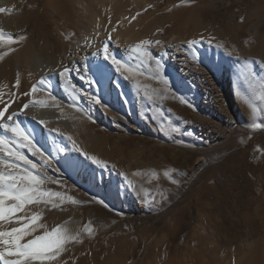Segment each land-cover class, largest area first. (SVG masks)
<instances>
[{
    "label": "rangeland",
    "instance_id": "obj_1",
    "mask_svg": "<svg viewBox=\"0 0 264 264\" xmlns=\"http://www.w3.org/2000/svg\"><path fill=\"white\" fill-rule=\"evenodd\" d=\"M51 1L27 3H35L44 15ZM60 1H66L71 22L86 25L87 0H53ZM135 1L139 4L125 0L129 4L124 6L134 26L120 16V0L96 3L107 5L103 11L113 30L101 41L113 47L119 71L107 66L101 78L72 70L67 73L71 79L55 84L56 92L49 85L48 93L27 94L45 108H82L83 117L67 134L63 158L78 154L85 163L73 168L60 157L43 165L23 147L44 175L41 190L58 195L45 196L48 204L25 205L13 223L1 221L0 230L33 214L48 231L71 223L76 239L53 264H113L116 259L119 264H264V0ZM78 12L82 20L74 18ZM38 21L23 38L9 37L4 52L14 58L33 37L61 40L62 25L41 28ZM127 27L144 36L139 47L149 48L150 55L138 45L131 46L137 50L133 56L125 54L119 43L129 39L121 37L131 32ZM69 36L68 68H84L74 62ZM191 41L196 42L192 49ZM175 47L182 52L174 57ZM88 77L99 84H90ZM15 87L13 97L20 82ZM93 97L101 104L93 103ZM14 203L6 201L5 207Z\"/></svg>",
    "mask_w": 264,
    "mask_h": 264
},
{
    "label": "bare ground",
    "instance_id": "obj_2",
    "mask_svg": "<svg viewBox=\"0 0 264 264\" xmlns=\"http://www.w3.org/2000/svg\"><path fill=\"white\" fill-rule=\"evenodd\" d=\"M87 1L86 2L88 3L90 8L87 12L83 11L86 13V15H83V16L87 18V23L86 25H80L79 23L71 22V17H73V15H70V12H68V7H67V4L65 3L66 1H63V2L60 1L61 3L60 2L57 3V2H53L52 0L49 6L50 8L46 10V13L44 15H41L40 13L36 11L35 3L34 5L32 4L33 1L32 3L28 4L27 0H0V9L6 10L3 12H0V110H2L5 106L8 107L9 112H12L13 110H15L16 115L14 116V119H15L16 125H19V127L22 130H24V132L27 135H29L30 138L33 139V142L37 144V147L41 148L45 156H50L51 160L53 161L57 160L60 157L63 158V156L65 155V152L68 146L67 145V134L75 130L77 121L83 117L82 114L84 111L80 107H75V106L68 107L67 104H61V103H60L61 105H52V107L50 108H47V107L45 108L41 106L42 104L40 105L37 102H32L30 98L27 95H25V93L28 94L32 92L33 87L36 88V91L32 92L34 95H36L37 93H43V92L48 93V90L50 88L49 85L54 88V91L52 90V92H56L57 90L55 89L56 87L55 84L65 83V79L60 76V72H62L65 68H68L67 58H68V53L70 49L66 45V39L68 38L69 34L71 36L69 37L72 40L71 46L73 47L72 57H74V62L77 65L79 66L83 65L85 69H90V71L88 72L91 75L98 73L96 75H99L101 78H102V75L104 74V71L105 70L107 71L106 69L107 66L108 67L113 66V64L111 65L109 61H104L102 57L103 54H101L102 56L100 57L99 56L100 54L98 52V51L103 52V49L105 47L103 46L104 44L101 41V38L105 34H108V32L111 31V29L113 28L112 25L110 24L112 22H110L107 19L103 11L105 7H107V5L105 3L106 6L104 5V7H102L101 5L97 6L96 3L99 0H87ZM143 1L141 2L142 5L147 7V3ZM81 2L80 1L78 2L79 6L80 4L82 5ZM120 2H121V5H120L121 15L120 16L127 18L128 24H129L130 18L129 16L126 17L129 14L127 13L126 8H124V6H127L129 3H126L125 0H120ZM84 4L86 5V3ZM133 4L138 5L139 3L134 0ZM139 7L141 8V6ZM26 11H30L27 15L25 14L26 16L25 15L17 16V15L25 13ZM42 16L46 17L47 20L45 22H41ZM74 16H75L74 17L75 19L82 20L81 19L82 16L79 12L77 14L75 13ZM34 21H38V23L40 22L41 28L42 27L44 28L45 26H48L49 24L54 25V26L62 25V28H61L62 32L60 33L61 40L59 41L55 40L56 42L50 43L49 41L45 40V38L40 39L39 37L38 38L33 37L31 42H29L28 47L25 48L26 47L25 46L24 47L25 49L23 48V50H20V53H18V55L16 54L17 56H13L14 58H12L11 55L10 56L9 54L7 55L6 54L7 52L6 53L4 52L5 44L3 43L6 42V40L9 37L14 38L15 36L17 38L18 37L23 38V35L25 34L24 32L27 30V28L32 23H34ZM37 25L38 24H36V26ZM128 26H134V25L131 24ZM128 28H132V27H127V29ZM76 30L84 31L83 32L84 35H81L80 33L79 35L78 33H76ZM130 30L131 32L128 31V33L126 32L125 34L120 33L122 38L123 37L129 38L128 40L124 38L126 42H124L123 40L122 42L119 43L123 51L127 50L125 54H127V56L134 55L131 49V46L133 45H138L137 49L138 48L139 50L144 49V50H147L148 52L149 48H146L143 46L139 47L140 45L139 43H141V41L144 39V36L141 33L135 31L133 28ZM35 32L37 31L35 30L34 34ZM66 33L67 34L69 33V34L66 35ZM25 36H28V35H25ZM108 36H110V34H108ZM28 37H30V35ZM121 37L120 39L118 38L119 41L122 40ZM28 39L26 42H28ZM19 41H22V39ZM124 43L126 44V47H123ZM17 46L19 45L17 44ZM108 49H109V52H111V49H113V47L111 49L108 47ZM133 49H135V47ZM173 51H174L173 52L174 57L178 55L179 51L182 52V50L178 47H175ZM182 54L183 53H181V55ZM68 78L70 77L67 75V79ZM39 79H43L45 83L41 84L40 82L42 80L39 81ZM17 80H19L20 82V88H19L18 95L16 97H13V93H11L13 91L11 90L14 89L15 85L17 84ZM210 89L211 88H209V90ZM59 97L60 96H58L57 98ZM13 98L15 99V102L12 104V100H14ZM47 101H50V100L47 99ZM25 103L29 105L27 109L23 108V104ZM65 112L66 113L71 112L73 114V117L71 116H70L71 118L65 117L64 116ZM5 115H7V113H5ZM41 121H43V123H41ZM0 137H3L6 142H10V145L6 143L4 148L0 149V161L12 162L18 165L17 169H8L4 167L3 163H0V173L6 174L11 171L19 175L23 173L21 171L27 170L31 172L32 174L41 175L44 178V175L37 172L36 169H31L30 165H24L23 163H19V161H16L13 157H9L6 154L7 147H11L13 149L14 148L17 149L20 154L24 155L27 158L28 154L23 149V146H21L18 137H15L11 133L6 132L3 128H0ZM60 148H63L65 151L63 152L59 151ZM34 157L37 158V160H39L40 163L44 165V162L40 155L37 154ZM63 159H65L66 162L73 168H76V167L82 168L85 163L83 159L79 157L78 154H73V155L67 156L66 158L64 157ZM27 207L26 208L24 207V208L27 209ZM75 222L77 223V221ZM59 228H61L62 230H66L69 234L75 237L77 228L74 227L71 223L60 226ZM113 264H119L117 259L115 263Z\"/></svg>",
    "mask_w": 264,
    "mask_h": 264
},
{
    "label": "snow or ice",
    "instance_id": "obj_3",
    "mask_svg": "<svg viewBox=\"0 0 264 264\" xmlns=\"http://www.w3.org/2000/svg\"><path fill=\"white\" fill-rule=\"evenodd\" d=\"M6 11L0 9V12ZM145 44L149 43L147 41L143 42ZM156 43H159L157 41ZM195 41L189 42L188 47L190 49L194 48ZM136 51V49H133ZM144 55L147 57L150 55L148 52H145ZM103 59L104 61H111L113 65L117 66V71H119L121 61L113 56L107 46L103 49ZM255 63L251 61L245 62ZM159 68V65H158ZM72 70L77 71H90V69H69L65 68L60 72V76L64 79H67V73ZM255 75V73H252ZM88 82L90 84H99V80L93 81L91 77H88ZM41 84H44L45 81H41ZM19 85V80H17V86ZM36 88H32V92H35ZM27 95V93H25ZM93 103L99 105L101 104V99L93 97ZM260 99L264 101V85H262V91ZM43 103V102H41ZM191 106V105H190ZM28 104H23V108L27 109ZM250 107H253L250 105ZM7 113V115H5ZM16 115L15 110L12 112L8 111V107L5 106L0 110V128H3L6 132L11 133L13 136L18 137L21 146L28 147L32 150L33 155H40L44 164L51 166L52 160L50 156H45L44 152L40 147H37V144L33 142V139L27 135L24 130H22L19 125H16L14 116ZM252 115H256V109L253 107ZM43 123V121H41ZM264 124V121H262ZM254 127H259L253 123ZM71 140V137H68ZM26 142V143H25ZM7 144L10 145V142H6L3 137H0V149H3ZM38 143V142H37ZM75 147V143L73 142ZM79 151V149H76ZM59 151H65L63 148H60ZM6 154L9 157H13L16 161H23L24 165H30L31 169H37V164L33 163L27 159L24 155L20 154L18 151H12L11 147L6 149ZM85 159H90L93 164L100 165L101 162L95 157H89L87 154H84ZM4 164L5 168L8 169H17L18 165L12 162L0 161ZM107 167V165H103ZM59 169H57L58 171ZM165 175H169L165 173ZM171 178V177H170ZM95 180L96 177L93 176ZM127 180V177H125ZM173 182H175L173 180ZM44 183V178L41 175H35L31 172L25 170L21 174H16L15 172L0 173V221H8L13 223V217L17 211H23L25 205L34 204L47 201L44 200L45 196L52 197L58 195L57 193H47L41 190V185ZM129 187H132L131 182H129ZM6 201H14L15 203L12 206L5 207ZM25 222L21 226V220ZM41 217L37 214L30 216H25L23 218L17 217L15 219V225L10 230H0V244H3L4 247L0 249V261L3 264H53V262L58 261V257L63 251H65V245L70 241L76 239L74 236L69 234L66 230H62L57 227L52 231H48L45 228L44 224L38 223ZM45 228V231L42 234H36L38 229ZM26 237H30L26 239ZM11 258V259H10Z\"/></svg>",
    "mask_w": 264,
    "mask_h": 264
}]
</instances>
